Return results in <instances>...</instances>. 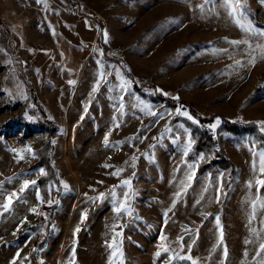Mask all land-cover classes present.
Returning <instances> with one entry per match:
<instances>
[{"label":"rangeland","instance_id":"rangeland-1","mask_svg":"<svg viewBox=\"0 0 264 264\" xmlns=\"http://www.w3.org/2000/svg\"><path fill=\"white\" fill-rule=\"evenodd\" d=\"M244 2L245 19L264 29V4ZM242 39L253 47L264 42L232 22L223 0H0V205L11 192L18 193L9 211L0 209V264H10L17 251V264L24 257L23 264H72L73 247L74 264H169L168 257L177 254L197 264H258L264 258L256 255L264 242V208L258 202L254 211L252 201L258 196L264 201V187L256 183L264 180L258 156L264 143L224 132L237 174L222 196L227 170L197 174V162L184 159L187 143H193L190 130L181 120L169 124L180 116V105L172 110L150 98L161 92L178 103L187 100L201 115L220 112L264 121V59L248 45L230 43ZM250 55L257 57L254 65L248 64ZM97 61L111 75L92 94ZM117 70L128 81L123 90ZM145 106L164 118L145 114ZM105 134L109 147L102 142ZM47 141L58 176L48 182L56 208L50 229L48 218L38 230L26 229L37 216L30 209L41 205L40 211L44 203L37 200V183L24 193L19 189L23 180L42 176L35 151ZM66 146L76 177L68 168ZM17 153L24 159L17 162ZM117 169L122 171L112 175ZM193 173L188 182L186 175ZM125 179L131 181L132 212L118 216L113 209L129 191L121 184ZM181 181L190 183L186 191ZM177 192H182L178 198ZM101 193L103 198L96 199ZM43 239L45 246L31 251ZM161 245L170 251L163 252Z\"/></svg>","mask_w":264,"mask_h":264},{"label":"trees","instance_id":"trees-1","mask_svg":"<svg viewBox=\"0 0 264 264\" xmlns=\"http://www.w3.org/2000/svg\"><path fill=\"white\" fill-rule=\"evenodd\" d=\"M80 7L81 5H76ZM136 90L141 94H145L140 91V88L135 86ZM151 101H163L165 105L175 110L177 105L184 111H191L192 115L196 117V123L192 120H188L186 117L174 116L169 124L181 120L185 126L190 130V135L193 140L191 150L185 160L197 162L196 173L204 174L212 172L215 167H219L227 170L221 179V193L222 196L229 189L231 184L235 180L237 174V166L235 162L228 156L226 149L224 147V132H230L234 135L249 134L259 142L264 143V131H261V125L256 120H243V119H232L220 112L208 113L205 115L199 114L195 111L187 100H180L179 103L175 99L165 98L159 92L158 95H150ZM219 119L218 126L212 128L211 126L217 122ZM52 150L53 145L50 141H47L41 147L36 149V155L38 160L36 164L43 166L46 174L39 176L36 179L38 185V191L43 198V206L37 214L36 218L33 219L26 226V229L38 230L44 225V222L48 218L47 228L50 229L51 217H53L54 210L56 208V203L53 205H47L46 202L50 199V193L48 190V182L50 179H55L58 181L57 173L55 172L54 165L52 163ZM203 156V159L199 155ZM24 229H18L17 234L20 235ZM43 231H38L36 242L40 240ZM45 246V239L39 243H34L30 249L38 250ZM178 264H191L188 260H179Z\"/></svg>","mask_w":264,"mask_h":264},{"label":"snow or ice","instance_id":"snow-or-ice-1","mask_svg":"<svg viewBox=\"0 0 264 264\" xmlns=\"http://www.w3.org/2000/svg\"><path fill=\"white\" fill-rule=\"evenodd\" d=\"M36 2L38 4H40V3H44V0H36ZM204 3L205 4L209 3V0H204ZM260 3L264 4V0H260ZM223 6L227 7L228 16L231 18L232 22L237 27H239L242 31H244L246 34L254 36V37L264 38V29L255 28L250 21L245 19L244 10L246 9V4H245L244 0H223ZM197 7L200 8L201 11L203 10V5H197ZM103 37H104L105 43H107L108 42V33H107V31H105L103 33ZM230 43L232 45H234V46H238V45H241V44L248 45V48L252 52H257L258 51L259 52V57L261 59H264V42L256 43L255 47H253L252 44H249L248 39L234 40V41H231ZM256 59H257V57L255 55H250V58L248 60V64L254 65L255 62H256ZM97 63L100 66V71L98 72V78H97L95 84L93 85V87L91 89V93L92 94L96 93L99 90V88L101 86V83H105L106 84L107 83L106 77L108 75H111V73L106 72V71L103 70L104 66L100 63V61H97ZM240 63L241 62L239 60L235 61L236 65H239ZM116 75H117L118 78H120L123 81L121 86H120L121 89L123 90L124 86L128 83V81L124 80L123 77L120 76V73H119L118 70L116 72ZM68 83L70 85H72V84H75L76 81L69 80ZM120 99L123 100V97H120ZM175 99H178V98H175ZM119 107H120V109H122L123 108V104L121 103ZM85 111H87V107H85ZM142 111H145V114L151 115L154 118L155 117H159V119H163L164 118V113H158L156 111H153V110H151V108H148L147 106H145V109H142ZM176 114L177 115H182V116L186 117L188 120H192L193 123H196V121L193 119V117L187 111H182V109L180 107H178L176 109ZM154 122H157V121L154 120ZM218 123H219V119L217 118L216 124H218ZM216 124H213L211 127L215 128ZM260 125H261V131H264V121L260 122ZM115 127L118 128L119 124H116ZM164 130L166 132L167 131H171V129L167 126V124H165ZM130 139H132V138H130ZM103 142H104L106 147L110 146L109 145L108 134L105 135ZM53 143H55V142L53 141ZM120 143H123V142H117V145L120 144ZM113 146H115V145H113ZM191 147H192L191 142H188L186 147H185V149H184V152H183V155L185 157L188 156V153L191 150ZM25 151H27L28 153L33 155V157L35 156V153L32 152L30 147L26 148ZM254 155H257V154L254 153ZM258 156H259V171H260V173L264 174V151H260L258 153ZM23 159H24V156L21 153H17V162H19L20 160H23ZM201 159H203V156H201ZM132 160L135 161L136 157L133 156ZM103 167L107 168V167H111V166L105 164V165H103ZM188 167L192 168L193 166L192 165H188ZM255 168H256V164L254 162L253 163V170H255ZM120 171H122V170L121 169H117L115 172L112 173V175H114V176L119 175ZM39 173L42 176L46 174L44 169H40ZM193 175H194V173L192 175H186V179H187L188 182H190L192 180ZM10 179L11 178H9V180ZM3 183H4L3 181H0V185H2ZM36 183L37 182L35 180H31V181L27 180V179L23 180V182L20 185L19 193H24L29 187L35 186ZM180 183H181V186H182V192L186 191L187 188L190 186V183H185V181H181ZM256 183L258 185H260L261 187H264V180H257ZM61 184L63 185V187L65 189L68 188V185L66 183H64L63 181H61ZM121 184L122 185H126L128 187V189H129V191L124 192L123 199L118 201V204H117L116 207H114L113 211L118 216L120 214H122V213H127V214L131 215L132 209L130 208V206L128 204V201L130 200L131 195L133 194L131 192V181L128 180V179H125V180L121 181ZM249 186H251V184H249ZM113 187L115 188L117 186H113ZM182 192L175 193V196L177 198L180 197ZM36 196H37V200L38 201L44 202L43 198L41 197L40 192L38 190H37ZM103 196H104V193H101L100 196L97 197L96 199H101V198H103ZM17 197H18V193L17 192H15V191L11 192L9 195H7L5 197V202L2 205H0V209H3L4 212L9 211L10 207H11V205L13 203V198H17ZM92 199H93L92 197H89V200H92ZM216 199H217V202H219V195L217 196ZM258 202L260 203V206L262 208H264V201L260 200V198L258 196L256 200L252 201L253 206H254V211H255V205ZM47 203L49 205H51L53 203V201L52 200H48ZM197 203H199V201H197ZM174 206H175V201H173V207ZM30 211L33 212V213H36V214H42V213H38L36 208L30 209ZM84 218H85V214L82 212L81 213V221H83ZM251 218H254V215ZM251 218H250L249 223L251 222ZM216 224H217V228L220 229V239L218 240V243H222V241H223V231L220 228V219H219L218 216L216 217ZM79 231H80V228L77 227L74 230V232H73V236H75V234L77 232H79ZM250 231L255 234V230L254 229H250ZM117 235H120V233H117ZM165 239H166V237L162 234L160 236V240L164 241ZM182 240H183V237H178V242L182 241ZM245 242L249 243L250 241H245ZM73 244H75V241L73 242ZM108 247L112 248L113 245L112 244H108ZM161 247L163 248V252H165V253H168L170 251V249L168 247L164 246V245H161ZM214 249H215V246H214ZM190 250H191V246H189V251ZM74 251H75V249L73 247V261H72V264H74ZM262 253H264V242H261L259 244V249L257 250V254H256L257 257H260L262 255ZM113 255H115V253H113ZM120 255H122V252L120 253ZM224 255H225V257L227 256V248L226 247L224 248ZM246 255H247V253H245V256ZM160 256H161V251H157L155 253V257L159 258ZM19 257H20V252L17 251V253L13 257V260L10 262V264H17V259ZM27 259H28L27 257H24L23 260L20 261V264H23V261L27 260ZM173 259L189 260V261H191V264H197V261L195 259H193L191 256H188V255H179V254H177L176 256H171L170 255L168 257L169 264H171V261ZM110 261H111V257H110ZM258 264H264V258L259 259L258 260Z\"/></svg>","mask_w":264,"mask_h":264},{"label":"bare ground","instance_id":"bare-ground-1","mask_svg":"<svg viewBox=\"0 0 264 264\" xmlns=\"http://www.w3.org/2000/svg\"><path fill=\"white\" fill-rule=\"evenodd\" d=\"M106 135V134H105ZM100 137V136H99ZM98 141V140H97ZM68 142V141H67ZM99 142V141H98ZM103 142V141H102ZM66 145H67V143H66ZM96 147L98 148V146L96 145ZM95 147V148H96ZM100 148V147H99ZM55 150V149H54ZM68 147L66 146V152H65V158H66V160H67V163H68V168H69V170H70V172L76 177V172H75V170H74V167L72 166V164H71V162H70V160H69V156H68ZM94 150H96V149H94ZM99 150V149H98ZM101 150V149H100ZM98 154V153H97ZM96 154V155H97ZM100 155H102V154H100ZM98 156V155H97ZM101 157V156H100ZM77 161V160H76ZM78 162V161H77ZM76 162V163H77ZM80 163V162H79ZM78 163V164H79ZM80 167V166H79ZM83 167V166H82ZM81 168V167H80ZM77 169H78V167H77ZM83 172V171H82ZM81 173V172H80ZM91 175V174H90ZM81 176V175H80ZM38 177V176H37ZM89 177V176H88ZM35 179H36V177H35ZM77 180H78V178H77ZM76 180V181H77ZM87 180H89V178L87 179ZM49 184V183H48ZM49 186V185H48ZM50 188V187H49ZM41 206V205H40ZM39 206V207H40ZM40 209V208H39ZM32 220V219H31ZM21 227V226H20ZM17 229V228H16ZM53 233V232H52ZM14 235V234H13ZM50 235V234H49Z\"/></svg>","mask_w":264,"mask_h":264},{"label":"crops","instance_id":"crops-1","mask_svg":"<svg viewBox=\"0 0 264 264\" xmlns=\"http://www.w3.org/2000/svg\"><path fill=\"white\" fill-rule=\"evenodd\" d=\"M39 206H40V205H39ZM39 208H40V207L37 208V212L39 211Z\"/></svg>","mask_w":264,"mask_h":264}]
</instances>
